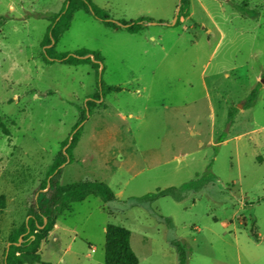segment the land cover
I'll return each instance as SVG.
<instances>
[{"label": "rangeland", "instance_id": "rangeland-1", "mask_svg": "<svg viewBox=\"0 0 264 264\" xmlns=\"http://www.w3.org/2000/svg\"><path fill=\"white\" fill-rule=\"evenodd\" d=\"M66 1L0 0V264L79 123L60 183L105 182L116 199L73 204L44 263L105 264L112 224L139 264H178L177 244L186 264H264V0H189L178 24L180 0H92L112 20L156 24L132 34L75 7L43 46ZM80 49L101 53L103 84L120 91L102 94L89 64L45 57Z\"/></svg>", "mask_w": 264, "mask_h": 264}, {"label": "trees", "instance_id": "trees-1", "mask_svg": "<svg viewBox=\"0 0 264 264\" xmlns=\"http://www.w3.org/2000/svg\"><path fill=\"white\" fill-rule=\"evenodd\" d=\"M68 2V5L66 6ZM75 7L84 9L91 15L100 20L105 26L110 28H120L118 23L124 29L132 34L140 33L144 30L145 24L151 22L150 19L142 17L137 21H115L110 18L108 13L95 5L92 0H67L60 13L54 14L51 18V24L48 32L43 40V46L51 44L52 39L57 40L60 35L69 28L73 17ZM190 1L180 0V10L176 24L180 18L186 17L189 14ZM47 61L60 62L65 65L76 66L81 64L91 65L97 75V80L100 78L102 55L98 51H90L88 49H80L74 53H53L45 51ZM101 84V93L120 91V87L104 86L103 80H98V85ZM255 93H252V97ZM97 99H100V93ZM89 109V106L87 107ZM234 113L229 114L232 119ZM85 118L81 119V122ZM80 124V123H79ZM79 124L74 127L75 132L68 139L69 145L63 151V148L68 144L66 142L61 151L55 157L50 165L45 180L36 189L32 202L28 208L26 221L14 230L8 239L10 246L4 251V264H47L41 260L40 249L43 242L47 239L50 232L58 224V219L65 212L72 209V205L80 203L89 197L101 199L104 203L114 201L115 193L108 184L101 181H81L72 184L62 185L60 177L62 174V166L71 162V151L79 140L80 129ZM174 189L168 188L158 191L153 194H148L139 198L145 202H153L159 198L173 195ZM168 221V220H167ZM179 256L178 264H186L187 252L186 249L177 244ZM105 264H139V260L131 245V233L124 227L117 225H107L106 227V243H105Z\"/></svg>", "mask_w": 264, "mask_h": 264}, {"label": "water", "instance_id": "water-1", "mask_svg": "<svg viewBox=\"0 0 264 264\" xmlns=\"http://www.w3.org/2000/svg\"><path fill=\"white\" fill-rule=\"evenodd\" d=\"M179 10H180V3H179V6H178V8H177V11H176V16H175V19H174L173 24H175L176 21H177L178 14H179ZM118 24H119V23H118ZM151 24H152V25H155L156 23H155V22H151ZM99 80H101V72H100V78H99ZM9 246H10V243H8L7 249H8Z\"/></svg>", "mask_w": 264, "mask_h": 264}, {"label": "crops", "instance_id": "crops-1", "mask_svg": "<svg viewBox=\"0 0 264 264\" xmlns=\"http://www.w3.org/2000/svg\"><path fill=\"white\" fill-rule=\"evenodd\" d=\"M58 230H60V226L56 225L55 228L53 229V231L51 232V234L54 233L55 231H58Z\"/></svg>", "mask_w": 264, "mask_h": 264}]
</instances>
